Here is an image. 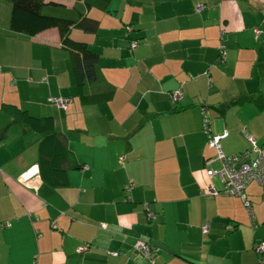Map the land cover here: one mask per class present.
Returning a JSON list of instances; mask_svg holds the SVG:
<instances>
[{
  "label": "crops",
  "instance_id": "obj_1",
  "mask_svg": "<svg viewBox=\"0 0 264 264\" xmlns=\"http://www.w3.org/2000/svg\"><path fill=\"white\" fill-rule=\"evenodd\" d=\"M10 13L0 0V264H264V181L247 185L250 208L240 196L201 193L222 188L207 175L217 149L205 115L212 134L229 132L226 155L251 149L246 134L264 145V104L221 107L264 96V0H113L110 12L92 9L95 29L75 26L72 36L100 54V81L88 90L114 89L101 103L83 100L56 28L16 33ZM52 96L70 101L58 108ZM5 104L54 117L69 150L67 185L43 179L40 134ZM138 238L152 245L150 259Z\"/></svg>",
  "mask_w": 264,
  "mask_h": 264
},
{
  "label": "trees",
  "instance_id": "obj_2",
  "mask_svg": "<svg viewBox=\"0 0 264 264\" xmlns=\"http://www.w3.org/2000/svg\"><path fill=\"white\" fill-rule=\"evenodd\" d=\"M6 1L11 4L9 25L13 32L22 33L27 36H36L50 28H56L59 31L61 45L70 55L76 86L80 89L82 98L85 102L101 103L112 99L114 89L109 86L107 89L89 92L88 88L100 81V54L93 49L89 43L74 39L72 30L75 26L79 25L85 27L87 30H94L96 21L89 16V12L92 9L110 12L113 0ZM68 3L72 4L71 8L68 6ZM126 27L128 31L133 30L131 26ZM133 41L131 42V46ZM54 98L60 97L52 96V99ZM247 100H254L264 104V96L262 94H244L234 97L229 102L223 104L221 106L222 111L231 105ZM52 101L58 108H63L58 106L55 100ZM4 108L9 113L13 114L17 120L40 134L39 171L43 179L55 187L67 185L69 182L68 171L64 168V164L69 160V150L61 138L54 117H36L17 105L5 104ZM207 117L208 116L205 115L204 119ZM203 124L205 131L210 132V129L206 130L204 120ZM207 135L209 143V134L207 133Z\"/></svg>",
  "mask_w": 264,
  "mask_h": 264
},
{
  "label": "built area",
  "instance_id": "obj_3",
  "mask_svg": "<svg viewBox=\"0 0 264 264\" xmlns=\"http://www.w3.org/2000/svg\"><path fill=\"white\" fill-rule=\"evenodd\" d=\"M204 8L203 4L198 6V10ZM137 42L133 41L132 47L135 48ZM222 57H226V52L222 50ZM182 92L176 90L173 93L175 100H180L182 98ZM55 102L60 107H66L70 101L69 98H54ZM206 125V130H209V119L208 117L204 119ZM209 134V144L210 146L217 149V154L212 159L206 161V170L209 177L217 176L221 183L222 188L218 189L213 183L207 185L201 193L207 197L228 195V196H240L245 205L250 208L251 201L246 196L245 190L252 180H258L260 182L264 181V145L258 146L252 136L246 134L248 140L251 143V149L243 154H232L226 155L222 151V139L226 138L229 135L228 131H224L222 134H211L209 131H206ZM214 162H220V168L213 167ZM29 185V183H26ZM149 218H154V214L148 213ZM10 223L7 222L4 226H9ZM56 227L57 225L54 224ZM231 227V226H230ZM209 224H206L203 229L205 232L209 231ZM136 250L143 257L150 259L152 257L153 247L152 245L142 239L138 238L135 242ZM87 250L86 247H82L79 252ZM260 251H264V244L259 246Z\"/></svg>",
  "mask_w": 264,
  "mask_h": 264
},
{
  "label": "rangeland",
  "instance_id": "obj_4",
  "mask_svg": "<svg viewBox=\"0 0 264 264\" xmlns=\"http://www.w3.org/2000/svg\"><path fill=\"white\" fill-rule=\"evenodd\" d=\"M213 167H215V168H220V162H215V163L213 164Z\"/></svg>",
  "mask_w": 264,
  "mask_h": 264
}]
</instances>
